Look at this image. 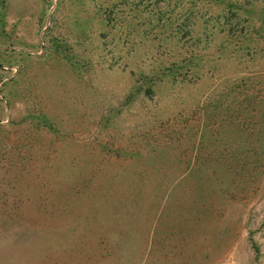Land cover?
<instances>
[{
  "label": "rangeland",
  "instance_id": "obj_1",
  "mask_svg": "<svg viewBox=\"0 0 264 264\" xmlns=\"http://www.w3.org/2000/svg\"><path fill=\"white\" fill-rule=\"evenodd\" d=\"M263 23L264 0H0V264H264V100L219 95L264 84Z\"/></svg>",
  "mask_w": 264,
  "mask_h": 264
},
{
  "label": "trees",
  "instance_id": "obj_2",
  "mask_svg": "<svg viewBox=\"0 0 264 264\" xmlns=\"http://www.w3.org/2000/svg\"><path fill=\"white\" fill-rule=\"evenodd\" d=\"M262 26L264 29V23ZM162 76L163 75L159 76V74L150 75L144 72L140 73L139 79H141V81L148 83L146 90H145V92L148 95L151 94L154 82L155 80H157L156 78L162 77ZM228 81H229L228 82L229 84L225 87V91L219 93L221 97H226L232 100L231 102H236L237 104L257 103L258 105L264 100V84L261 80L257 79L254 81L252 80V77L246 76V77L240 78L238 82H234V81L231 82L230 80ZM251 82H253V84H251ZM240 96L242 97L240 98ZM5 97L4 98L7 100V102L10 103V100L7 94L5 95ZM243 105H246V104H243ZM117 238H120V233H117L116 239Z\"/></svg>",
  "mask_w": 264,
  "mask_h": 264
}]
</instances>
